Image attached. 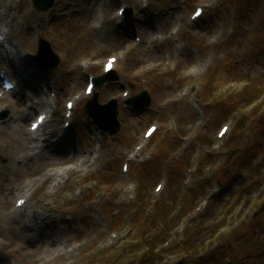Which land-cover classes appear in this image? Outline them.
I'll use <instances>...</instances> for the list:
<instances>
[{"label":"rangeland","instance_id":"1","mask_svg":"<svg viewBox=\"0 0 264 264\" xmlns=\"http://www.w3.org/2000/svg\"><path fill=\"white\" fill-rule=\"evenodd\" d=\"M117 1L54 0L39 12L31 0H0V28L37 79L22 87L10 69L11 80L15 91L34 89L50 103L58 126L51 144L61 137L64 103L78 99L64 141L42 149L33 166L38 173L73 151L89 162L57 187H34L26 210L50 209L47 233L65 253L49 264H264V0ZM195 7L204 13L191 21ZM120 8L131 16L119 17ZM38 39L59 58L52 71L33 62ZM108 57L116 59V80L93 91L99 104L115 100V135L98 133L83 113L92 98L83 95L87 78L102 77ZM142 92L150 105L131 109L126 102ZM16 100L8 95L0 106ZM8 115L0 107V122ZM149 125L158 130L146 140ZM222 125L228 133L218 139ZM8 132L0 145L14 139ZM7 155L0 194L4 183L30 179L14 173ZM9 197L0 209L13 208L16 196ZM6 239L14 243L6 264H38Z\"/></svg>","mask_w":264,"mask_h":264},{"label":"bare ground","instance_id":"2","mask_svg":"<svg viewBox=\"0 0 264 264\" xmlns=\"http://www.w3.org/2000/svg\"><path fill=\"white\" fill-rule=\"evenodd\" d=\"M108 1L109 3L114 4L118 2L117 0H102V2L106 3ZM6 7H10V4ZM89 10H91L90 6ZM100 20L101 19L99 17L94 18V21L97 23H100ZM9 23H11V21ZM0 36L4 37V42L0 44V48H3V45H7L8 47V52L5 50L1 51L0 49V67L2 66L1 68L5 71V74L7 75L6 77H12L10 69L12 70L11 65H13L20 78L21 75L25 73V78H22L19 81L22 87L26 84H34L37 80L35 76L36 71L29 69V66H27L29 65V62L26 58L20 57L18 51L20 47H18V45L15 46L12 42H8V34L5 33L2 27L0 28ZM199 68H201V65L197 62L194 66V70H199ZM114 69L115 65L110 73L114 72ZM13 91L9 93V95L16 97L17 100L0 106L2 111H7V109L10 111V115L0 122V133L2 132L7 134L9 133V130H13L14 139L11 142L5 141L2 145H0V158L8 154L5 157L12 166L14 173L28 174L30 179L27 182H14L9 185L6 183L3 184V189L0 194L1 204H4V202H6L11 195L17 196L14 200V204L19 199H25L26 204H24L25 206L20 209L9 208L7 205L5 209H0V264H6L5 258L8 257L9 253H12L11 246H13L14 243H11L10 245L4 244L7 240L6 238L10 237L15 238L18 246L25 247V254L29 261L32 262L36 260L38 261V264H49V260H47V258L52 256H63L65 253H61L60 241H57L55 236L47 233V231H53L51 221L52 215L49 212L50 209L40 205L39 207L41 210H35L32 206L29 211L26 210L28 208L27 205L31 200H33L34 187L37 182H41L42 184L52 182V187H57L59 181L64 175H70L80 171V168H85L89 162L87 156L83 154L85 152L73 151L70 158L66 157V159L60 164L47 165L45 169H41L38 173H36L33 166L36 165L35 162L40 156L42 149L52 148V150H54V145H61V142L64 141V139L59 136L55 138V143H50V139L57 133L58 126L53 122L52 114L54 111H49L51 108L50 104L47 106L48 103L36 99L39 94L36 90L33 89L30 94L28 93L26 95L19 89L14 92ZM5 97L3 96L2 101ZM33 113L35 114L33 121L39 114H51L46 123L43 125V128L36 134L30 133L29 130L24 132L21 128L22 123L31 118L30 116ZM39 139H41L40 142H42L40 145L36 143ZM9 145L10 148L8 149L7 147ZM63 152L67 153L69 150L62 151V153ZM65 165L70 166L64 167ZM36 175H38L37 179L31 178ZM5 191L6 193L3 194ZM42 209L45 212L48 211L50 215L43 214L44 212H42ZM44 230L47 235H42ZM29 232H31V234L28 236L27 233ZM2 250L3 253H1Z\"/></svg>","mask_w":264,"mask_h":264},{"label":"water","instance_id":"3","mask_svg":"<svg viewBox=\"0 0 264 264\" xmlns=\"http://www.w3.org/2000/svg\"><path fill=\"white\" fill-rule=\"evenodd\" d=\"M54 0H31L32 6L39 12H47L53 5ZM131 16V10L125 11V17ZM34 62L43 70L52 71L59 64L58 56L53 52L49 42L39 39L38 50ZM115 74L112 72L105 78H96L94 86L100 88L102 84L115 81ZM132 109H145L150 105V100L146 92L129 99L126 102ZM84 114L91 120L92 124L102 133L115 135L119 130L117 120V108L115 100H110L106 104L100 105L97 101V95L94 94L92 99L84 105ZM178 264H181L179 262Z\"/></svg>","mask_w":264,"mask_h":264},{"label":"snow or ice","instance_id":"4","mask_svg":"<svg viewBox=\"0 0 264 264\" xmlns=\"http://www.w3.org/2000/svg\"><path fill=\"white\" fill-rule=\"evenodd\" d=\"M200 13L199 12H197V15H199ZM110 64H111V62H109V66H110ZM221 135H223L224 134V132L222 131L221 133H220ZM21 203H23V201H21Z\"/></svg>","mask_w":264,"mask_h":264},{"label":"trees","instance_id":"5","mask_svg":"<svg viewBox=\"0 0 264 264\" xmlns=\"http://www.w3.org/2000/svg\"><path fill=\"white\" fill-rule=\"evenodd\" d=\"M242 264V263H241Z\"/></svg>","mask_w":264,"mask_h":264}]
</instances>
